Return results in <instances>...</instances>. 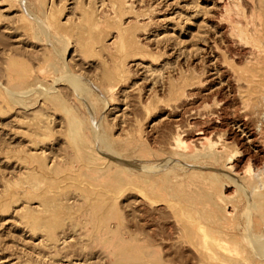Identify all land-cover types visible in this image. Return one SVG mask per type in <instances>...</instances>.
Returning a JSON list of instances; mask_svg holds the SVG:
<instances>
[{"label": "rangeland", "instance_id": "374dc122", "mask_svg": "<svg viewBox=\"0 0 264 264\" xmlns=\"http://www.w3.org/2000/svg\"><path fill=\"white\" fill-rule=\"evenodd\" d=\"M152 2L0 0V264H264L262 176L226 175L232 145L175 150L195 122L170 100L165 71L198 67L146 45L167 32ZM227 2L245 49L225 58L243 67L250 55L247 74L264 79V0ZM186 3L168 33L189 46L203 14Z\"/></svg>", "mask_w": 264, "mask_h": 264}, {"label": "bare ground", "instance_id": "6f19581e", "mask_svg": "<svg viewBox=\"0 0 264 264\" xmlns=\"http://www.w3.org/2000/svg\"><path fill=\"white\" fill-rule=\"evenodd\" d=\"M179 2L182 4L180 7L186 9V11L187 9L190 8L189 5H187L186 3L187 0H157L155 2L153 0V2L148 5V7L154 12L153 14L154 17H152L153 20L152 22L154 24L157 23V25H159L158 26L159 28L166 27L167 32H165V30L164 32L160 31L161 33L158 32V34L151 35L150 36L151 38L146 37L144 39L147 43L146 45H149L153 49L155 48L159 50V52L163 56H165L167 61L168 60L173 61L177 65L178 64L188 65V61H189V65L191 64L192 68L198 67L197 68L198 72L196 73H198L199 76H196L195 74L189 75L188 68L184 70L170 69L165 71V72L170 71L171 73H173V77H174L173 82L170 81L169 78L167 79L168 93L169 96L171 97L170 100L173 101L174 104L176 102L179 103L177 105H180L182 110H185V113L186 111H188L190 114H193V118L191 119L195 122L194 129L189 131L188 129L187 131L184 129L186 131V134H184L182 138L178 136L177 137L174 136L175 138L173 139L174 142L173 145L175 146V150L181 151L183 152V154L185 152L188 153L189 155L194 156L195 154H193L194 151L192 150L193 147L191 145L193 143L194 144L196 143V147L197 144L201 148L205 146H210L211 152L220 154L225 147H227L228 145H232L233 149L231 151H228L224 155V158L221 162L222 170L225 171L226 175H228L230 179L236 180L238 182L239 180L249 176L252 172L259 173L262 176L263 179L262 184L264 186V79H262L261 77L258 78L253 74L251 75L247 74V66H248L247 63L253 62L255 64L256 62V61L254 62V60L253 61L250 60V55L248 56V58L244 57V59L242 56L243 59L242 62H244L243 67H239L237 65H231L229 60L225 58L224 52L225 53L227 52L230 56H232V54L230 53L232 49L241 48L243 49V51L245 49V45L240 44L238 41L234 42L233 40L234 37L232 38V34L233 36H235V34L233 33L234 30H237V28L235 29L234 26L231 24V22L230 23L227 22L229 20L228 16L232 14L230 15L228 14V16H225V9L229 7V6L227 7V4L229 2H227V0H200V4H201L200 8L197 11L195 10L196 12H192L189 15V17L194 16V14L196 15L198 12L203 14L201 17L202 20H200L198 24L195 23L197 26L195 27L194 36L198 47H196V43L195 45L184 46L182 39L179 41L174 40L173 37H171V34L168 33L169 31L172 32L174 31L173 21L176 20L175 18L177 17V12H179V11L177 12L174 11L170 13V10L174 8L173 6L180 5ZM105 5L106 4H104V6ZM104 6L101 5V7ZM228 9H230V7ZM227 12L228 11H226V13ZM101 13L103 12H100L99 14ZM110 13H112V11ZM103 14L105 15L107 13H103ZM232 17L230 18L232 19V23H233V21H235L236 19H233L234 17L233 18ZM226 18H228V20ZM79 19H76L75 24L76 22L79 23L80 21ZM231 19L229 21H231ZM139 20L141 21V19ZM237 20L239 19L237 18ZM68 21L66 20V23ZM70 22L72 21H69V23ZM60 23L63 24V21ZM129 23L130 22H128L127 25H129ZM136 23H138V21ZM140 24H142V22ZM189 24L192 23L189 22ZM235 24H237L236 21L234 25ZM238 25L239 24H237V26ZM235 33H237V31ZM109 35L110 37L108 38L106 45L107 44L110 45V43H112L114 40V36L118 34L116 33L115 35L114 32ZM236 35L238 37L237 36L235 37L238 39L239 38L238 33ZM240 39L242 38H239V41ZM236 45L238 47H236ZM113 47L115 46L113 45ZM118 48H119V43H118ZM144 60L136 55L132 57L131 60H129L130 61L129 65H133L138 69L139 73L140 72L142 73L143 71L147 70L149 66L147 63H144ZM166 60H163L164 63L162 62L161 66L170 63V61L167 62ZM261 66H263V64ZM145 78H146L145 74L142 73L140 79L144 80L143 82H145L146 80ZM137 83L136 86H138ZM141 83L142 81L140 82V84ZM131 87L133 88V86ZM148 89H146L147 92L151 90L150 89L148 91ZM149 93H148V97H149ZM215 136L218 140L216 142H212L211 139L212 137ZM32 150H35L36 154L43 153L41 150L37 148H33ZM229 196L230 194L227 197ZM139 202L141 203L142 199H139ZM226 213L228 214L227 211ZM42 240H43L42 237L41 239L39 238L38 242L37 243L35 242L34 245L35 246L41 245ZM43 242L46 243V241Z\"/></svg>", "mask_w": 264, "mask_h": 264}]
</instances>
